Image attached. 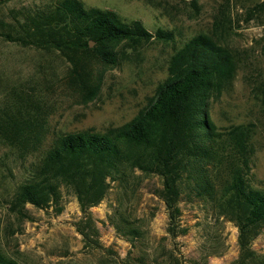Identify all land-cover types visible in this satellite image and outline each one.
<instances>
[{
  "label": "trees",
  "instance_id": "1",
  "mask_svg": "<svg viewBox=\"0 0 264 264\" xmlns=\"http://www.w3.org/2000/svg\"><path fill=\"white\" fill-rule=\"evenodd\" d=\"M254 9L262 12L264 3ZM229 26V18L219 11L209 33L196 34L176 49L145 106L116 127L50 134L38 96L12 89L0 106V141L18 160L31 161L6 202L7 210L18 221L30 220L25 205L39 210L57 206L63 187L74 195L82 215L75 226L83 246H95L91 235L96 237L97 231L87 209L102 200L109 183L127 186L138 171L159 180L167 236L186 232L175 231L184 195L235 227L238 256L232 264H264V257L250 249L264 229V191L250 179L251 126L217 128L210 119L211 102L231 87L236 70L235 53L225 42ZM0 38L55 52L67 64L63 78L68 89L86 105L101 85V75L88 71L89 61L111 68L121 46L135 51L150 40L169 42L172 34L159 29L150 33L139 21L125 23L112 11L87 8L79 0H54L13 23L0 21ZM107 222L128 243L142 234L115 214ZM0 264L19 263L0 247Z\"/></svg>",
  "mask_w": 264,
  "mask_h": 264
},
{
  "label": "rangeland",
  "instance_id": "2",
  "mask_svg": "<svg viewBox=\"0 0 264 264\" xmlns=\"http://www.w3.org/2000/svg\"><path fill=\"white\" fill-rule=\"evenodd\" d=\"M53 1H0V21L13 23ZM79 1L87 8L112 11L125 23L139 21L150 33L171 32L172 40H150L135 51L121 46L117 64L111 68L89 61L87 69L101 75V85L96 98L82 105L64 81L67 64L55 52L20 47L0 38V106L12 89H20L38 96L50 134L119 126L145 106L165 78L168 57L192 36L209 33L221 11L229 18L225 42L235 53L236 70L231 87L211 102L210 119L217 128L250 124L251 184L264 191V10L254 9L264 0ZM30 161L18 160L14 150L0 141V247L19 264H232L237 259L235 227L184 195L175 231L186 232L167 236L159 180L138 171L127 186L109 183L102 200L87 209L97 231L96 237L91 235L95 246H83L75 226L82 215L74 195L63 187L57 206L39 210L25 205L30 220L18 221L6 202ZM112 214L139 227L141 236L132 243L120 238L107 222ZM250 249L264 257V229L251 241Z\"/></svg>",
  "mask_w": 264,
  "mask_h": 264
}]
</instances>
